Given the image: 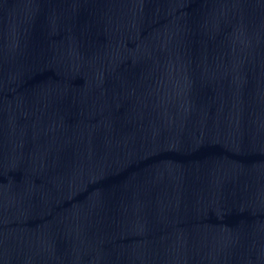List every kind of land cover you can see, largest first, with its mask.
I'll list each match as a JSON object with an SVG mask.
<instances>
[{"label": "water", "instance_id": "1", "mask_svg": "<svg viewBox=\"0 0 264 264\" xmlns=\"http://www.w3.org/2000/svg\"><path fill=\"white\" fill-rule=\"evenodd\" d=\"M0 264H264V0H0Z\"/></svg>", "mask_w": 264, "mask_h": 264}]
</instances>
